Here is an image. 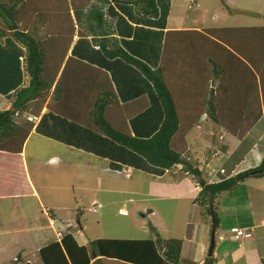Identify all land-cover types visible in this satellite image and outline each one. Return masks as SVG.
I'll use <instances>...</instances> for the list:
<instances>
[{
  "label": "trees",
  "instance_id": "16d2710c",
  "mask_svg": "<svg viewBox=\"0 0 264 264\" xmlns=\"http://www.w3.org/2000/svg\"><path fill=\"white\" fill-rule=\"evenodd\" d=\"M111 2L133 5L135 14L142 18L159 15L156 0H0V41L10 36L24 48L23 71L28 76L26 85L14 90L10 107L0 110V197L30 194L21 165L23 145L33 126L26 115L36 118L45 106L139 155L153 168L171 171L181 165L183 172L198 176L200 187L193 203L212 216L216 227L219 220L214 198L235 189L245 177L262 176L259 171L264 169V157L254 169L223 176L215 182L205 181L200 177L201 171L185 156L186 137L200 123L203 114L238 139L258 120L264 108V26L169 30L160 63L153 69L120 45L114 23L104 12L105 5ZM179 34L187 37L179 40ZM74 36L89 37L105 59L122 60L151 84L162 113L153 134L134 136L126 122L128 117L148 106L145 97L120 105L106 72L67 55ZM169 42L174 43L175 49H185L192 62L195 56L199 60L202 57L203 60L195 63L200 65L203 61V65L210 67L209 74L218 80L215 91L211 88L204 91L202 103L183 106L182 99H178L169 84L172 82L166 71L173 64ZM197 52L199 55H195ZM233 66L244 67L242 73L248 78L242 76L233 82L234 78L227 72ZM200 75L196 74L195 82L202 81ZM200 87L198 93L202 95V88L206 86L200 84ZM109 165L113 169L120 167L114 162ZM147 226L152 234L149 238H99L91 242V253L86 246L78 245L70 232H63L59 242L42 247L39 255L42 264H75L76 261L89 264L92 254L136 260L131 255L139 252L142 257L137 261L143 264H179L184 240L163 238L150 222ZM212 248L210 242L201 264H214ZM126 258L124 261H129Z\"/></svg>",
  "mask_w": 264,
  "mask_h": 264
},
{
  "label": "crops",
  "instance_id": "0c3cea01",
  "mask_svg": "<svg viewBox=\"0 0 264 264\" xmlns=\"http://www.w3.org/2000/svg\"><path fill=\"white\" fill-rule=\"evenodd\" d=\"M90 2H95V0H90ZM156 4L159 9V15L157 18H142L137 16L134 12L133 5L130 4L111 2L104 7L106 17L109 20H112L114 23L116 36L120 45L128 53L143 60L153 69H155L160 63L162 48L167 31H203L210 28H220L222 26H207L205 20H229L228 13L223 11V9H220L219 14H216V16H211L209 19L205 8L197 9V7H195L196 10L194 11L186 10L190 4L193 6L200 5L198 4V0H156ZM233 15L235 14L232 13L231 16ZM186 20L198 21H195V23H190ZM224 26H226L225 28L250 27L236 25ZM185 37H187L186 34L178 35L179 40ZM169 43L171 44L169 47L170 61L173 63L170 65L168 71H166L167 77L169 76V79L172 82L169 84L175 91L178 99H182L180 103L183 104V106L194 102L202 103L204 100V91H208L209 88L215 91L218 80L209 74V71H211L210 67L206 66L205 64L203 65V61H201L202 64L200 65L195 63L203 60L202 57L199 60V56H195L194 62H192L189 56L186 54L187 52H185V49H175L173 47L174 43ZM198 52H200V49H198ZM198 52L195 55H199ZM214 54H217L218 56L217 51H214ZM67 55L106 72L110 78L112 87L116 94V99L120 105L127 104L128 102L136 100L140 97L146 98L148 106L142 111L128 117L126 120L132 135L138 137H148L157 130L162 118L160 104L155 96L151 84L137 69L118 58L112 60L105 59L99 52L98 48L92 45L89 37L74 36ZM24 56V48L16 43L10 36H6L0 41V110L8 109L11 105L10 100L14 90L22 85H26L27 83L28 76L23 71ZM244 70L245 69L242 66H233L227 68V72L231 73V76L234 78H231L233 82H235L234 80L238 81V79H240L242 76L244 79L248 78L242 73ZM196 74H201L200 77L202 81H199V83L195 82ZM229 82H231L230 78ZM193 83H196V85L194 86ZM200 84L206 86V89L202 88V95L198 93V90L201 89V87L198 88ZM250 96L251 93L248 94V99H244L246 103L249 102ZM242 102L244 103V101ZM215 103L218 104V100ZM208 121L209 120L205 118V114H203L199 118L200 123L193 128H196L199 125H204L203 123H207ZM214 126L211 125L210 127V130L212 131L205 130L210 134H206V132L200 128L201 130L199 129L191 136V141L187 140L186 137L188 152H190L194 147L195 140H200L203 143V146L207 147L206 149L209 151L212 149L210 154H207L204 158L205 168H210L214 166L212 165L213 163L222 160V166H219L218 171L216 170L217 168H212L210 171L207 169L208 173L205 177H203L201 173L200 177L203 180L210 182L219 181L223 176H234L238 173L254 169L260 164L262 158L264 157V108L262 109L258 120L241 139H238L230 133H227L216 125ZM193 128L187 133V136L193 130ZM32 135L47 139L54 144H51L44 151L41 150L39 157H30V161L39 166L43 165L47 167H59L62 165L63 167L68 168L76 165L79 161H85L86 158L91 160L99 158L100 160H103L104 164L101 166L102 174L99 175L101 177H97V181L100 186L103 183L102 181L111 180V172H115L116 175L123 173L125 176H132L135 168L132 165H129V163L126 161L128 159H133L136 162H139L142 166L147 165L148 167H151L139 155L117 145L105 136L88 129L77 122L50 111L44 106L41 109L39 116L33 120L32 130L25 140L21 152L23 176L26 180L27 187L30 189L28 191L30 193L29 197H36L40 205L44 199L43 195L46 193V191H44L45 189L41 187V183L45 184L47 175H42L40 179L34 177L35 181H33L24 163L25 144ZM218 145H221L223 149H217ZM128 151L135 155H130ZM223 160H227V167L229 169L228 174H225V169L223 172H221L223 166L226 165V163L223 164ZM110 162L119 164L120 167L118 169H113L109 165ZM178 166L172 169L176 172H171L172 170L169 172L167 170L162 171L161 174L157 175L158 177L156 176L157 179L165 180L166 176L170 173L175 176L177 171L181 170V168ZM93 168L96 167H91L89 169L92 170ZM262 173V176L245 177L240 182V184L245 183L246 186L249 184L246 195H243L245 203L239 210H236V213H234V217H236L234 221L235 223L226 227L224 235L218 234L217 236L218 241H229L230 243H236L237 245L238 240H231L227 237V229L231 226H235L239 228H247L251 231L252 236L245 239V241H247L249 244L248 248H244L242 246V250L240 251V259H243L244 264H249L250 259L254 261L253 263H261V261L264 260V171ZM185 175L191 179L188 184H181L183 180H174L164 183L165 185H174L171 187V190L175 191L176 194L183 195L185 199H187L185 205L188 206L189 209L185 210V213L186 211L190 212L191 210L194 212L191 213L192 218L196 216V218L202 219V217H204L202 216L203 208L193 203V199L199 191L200 185L197 182L199 179L197 181L195 180L194 182L192 176L188 175V173ZM42 178H45V180ZM69 181V177H66L64 184H67ZM152 182L157 183L156 180ZM180 190L182 191V194L179 193ZM152 194L158 197L159 201L163 200L168 195L161 194V191L156 187L152 189ZM222 196L223 194L220 193L214 198V202L216 203V205H214L215 211H217L219 208V202ZM46 208L45 210H47L49 213V215H46L48 223L50 228H54L53 236L50 238H45V243L36 247H23L20 246V243L12 245L14 248L13 250L17 249L19 251L15 252V255H13V258L10 261L11 264H20L22 261L28 262L29 264H42V260L39 255V249L45 247L49 243L58 241L55 235L56 230L66 233L70 232L76 243L78 245L86 246L90 253L91 242L99 238L146 239L152 236L150 233V236L142 238L109 235L97 236L94 239H88L80 235L81 241L79 242L75 237V234L78 230H76V232L73 230L77 228L82 229L80 220L77 218V226H75L74 224H71L70 219L66 218L69 216L57 212L55 208ZM155 208L153 209V207L150 208L147 206L143 207V210H145L146 216L148 218L154 214ZM241 211H243V213H241ZM43 213L44 212L42 208L41 214ZM241 215L244 216V218H241ZM150 222L159 232V226L154 223L152 219H150ZM198 223V219H189L183 220L182 224L184 235H182L180 239L184 240V246L188 244L189 248L192 246L193 250V258L190 260L185 259L187 262H190V264L191 261L195 264H201L204 257L206 256L205 243L203 244V242L199 240V232L201 231L202 227L200 228ZM37 230L43 231V228L37 227ZM40 233L44 234L45 232ZM212 233L214 236V244L212 248L213 256L215 254L214 250L217 243V226L215 227L214 223L212 224L211 228V234ZM54 237H56V239H54ZM9 245H11L10 242L1 244V253H3V251H5ZM233 249L235 250L233 251L234 254V252H236L235 246ZM139 254L140 253L138 252L137 254L131 255L132 257H136V260H131L126 257L123 259L122 257H119L121 259L108 258L102 255L95 256L92 254V259L90 260L89 264H93L94 262L95 264H105V260H118L125 264H139L140 262H138L137 259L142 257ZM125 255H127V252ZM189 256L191 257L190 254ZM125 258L127 260L129 259V261H124ZM181 260L183 261L182 255L180 261ZM235 260L236 258L234 254L232 261ZM75 264H80V261H76Z\"/></svg>",
  "mask_w": 264,
  "mask_h": 264
},
{
  "label": "rangeland",
  "instance_id": "374dc122",
  "mask_svg": "<svg viewBox=\"0 0 264 264\" xmlns=\"http://www.w3.org/2000/svg\"><path fill=\"white\" fill-rule=\"evenodd\" d=\"M198 4L200 5L193 6L190 4L186 10L194 11L196 10L195 7L197 9L205 8L208 19L219 14L220 9H223L229 15V20H205L206 25L209 27H226L224 25L264 26V0H198ZM232 13L235 15L231 16ZM186 21L195 23L198 20ZM203 124L193 128L188 134L187 140L191 141V136L200 128L203 131H212L210 127L211 125L214 126L213 123L208 121ZM205 132L210 134L207 131ZM51 144L54 145L51 141L36 137V135H32L25 144L24 163L32 177L31 179L35 181L34 177L40 179L42 175H47L45 184L41 183V187L46 191L41 205L36 197H29V195L17 196V198H0V246L7 242L11 244L3 253L0 250V264H11L10 261L13 255L19 251L17 249L13 250L12 245L20 243V246L23 247H36L45 243V238L53 236L54 228H50L48 223L46 215H49V213L45 210L46 207L55 208L57 212L69 216L66 218L70 219L71 224L75 226H77V218L80 220L82 229L73 230L74 232L78 230L76 234H73L79 242L81 241L80 235L88 239L109 235L133 238L148 237L150 232L147 229V224L150 219L159 226L160 236L181 238L184 235L183 220L198 219V225L200 228L202 227L199 232V240L203 244L205 243V255H207L211 241L212 216L204 211L202 219L196 218V216L192 218L191 213H194L193 211L184 212L189 209L185 205L187 199L171 190L174 185H165L164 183L183 180L181 184H188L191 179L185 175L187 173L178 170L175 176L170 173L165 180H159L157 175L162 173L160 169L151 168L147 165L142 166L139 162L128 159L126 161L129 165L135 168L132 176H125L123 173L116 175L115 172H111V180L102 181L103 183L100 186L97 177H101L99 175L102 174L101 166L104 161L99 158H95V160L86 158L85 161H79L76 165L68 168L62 165L59 167L39 166L30 161V157H39L41 150H46ZM206 148L200 140H195L192 150L185 153L189 162L200 169L203 177L207 175V169L210 171L212 168H217L218 171L219 166H222V160H220L212 164L215 167H204V158L212 151V149L209 151ZM217 149L222 150L223 147L218 145ZM128 152L130 155L133 154L130 151ZM223 162L226 165L223 166L222 171L225 169V174H228L227 160H223ZM91 167L96 168L90 170ZM173 171L175 170L171 172ZM190 176L193 177L194 182L199 179L198 176ZM66 177H69L70 181L64 184ZM42 179L45 180V178ZM154 180L157 183L152 182ZM248 186L249 184L246 186L245 183L238 184L235 189L222 193L219 208L217 207L218 210L215 211L219 222L216 235L217 243L213 255L214 264H244L243 259H240V251L242 246L248 248V242L240 238L236 245V243H230L229 241H218L217 236L218 234L224 235L226 227L235 223L234 213L244 205L243 195H246ZM154 187L158 188L161 194H168L167 197L159 201V198L152 194ZM179 193L182 194V191L180 190ZM213 205H216V203L214 202ZM144 206L153 207V209L157 207L150 218L146 216L145 210H143ZM42 208L43 214H41ZM93 209L96 211L93 212ZM240 217L244 218L242 215ZM37 227H42L43 231H38ZM234 246L236 248V252H234L236 260L232 261L233 251H235ZM192 252V246L189 248L186 244L182 249L183 261L181 260L179 264H190L186 260L193 258ZM249 262V264H261L253 263L252 259ZM105 264L125 263L118 260H105ZM191 264L195 263L191 261Z\"/></svg>",
  "mask_w": 264,
  "mask_h": 264
},
{
  "label": "built area",
  "instance_id": "2783aa9c",
  "mask_svg": "<svg viewBox=\"0 0 264 264\" xmlns=\"http://www.w3.org/2000/svg\"><path fill=\"white\" fill-rule=\"evenodd\" d=\"M26 118L28 120H32L33 116L26 115ZM221 172H223L222 169H221ZM93 211H95V209H93ZM227 236L232 240H239L240 238H243V239L250 238L252 236V234H251V231L247 228H239V227L232 226V227L228 228ZM56 237L58 240L61 239L62 232L57 231Z\"/></svg>",
  "mask_w": 264,
  "mask_h": 264
},
{
  "label": "water",
  "instance_id": "95a60500",
  "mask_svg": "<svg viewBox=\"0 0 264 264\" xmlns=\"http://www.w3.org/2000/svg\"><path fill=\"white\" fill-rule=\"evenodd\" d=\"M263 171H264V169L260 170L259 172H263ZM213 237H214V236H213V233H212V234H211V241H210V242H211V246H212V244H214V242H213Z\"/></svg>",
  "mask_w": 264,
  "mask_h": 264
},
{
  "label": "clouds",
  "instance_id": "9594fccd",
  "mask_svg": "<svg viewBox=\"0 0 264 264\" xmlns=\"http://www.w3.org/2000/svg\"><path fill=\"white\" fill-rule=\"evenodd\" d=\"M35 118L33 117L32 121L34 120ZM93 211V210H92ZM96 211V210H95ZM94 212V211H93ZM62 236H63V232H62ZM62 238V237H61ZM58 240V239H57ZM61 239L58 240V242L60 241Z\"/></svg>",
  "mask_w": 264,
  "mask_h": 264
}]
</instances>
